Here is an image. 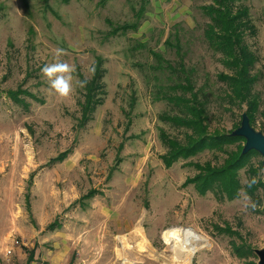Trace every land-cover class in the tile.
<instances>
[{"label": "rangeland", "instance_id": "obj_1", "mask_svg": "<svg viewBox=\"0 0 264 264\" xmlns=\"http://www.w3.org/2000/svg\"><path fill=\"white\" fill-rule=\"evenodd\" d=\"M210 4L0 0V264H28L31 258V264L117 262L120 238L138 223L158 260L172 253L163 234L182 228L206 243L191 264H259L255 251H264L262 156H251L238 171L234 199L219 183L203 195L191 180L199 168L223 167L245 141L222 151L207 148L170 168L163 161L168 148L161 131L182 143L193 135L162 119L180 112L169 96L190 97V91L177 89L187 78L208 106L204 126L210 136L232 134L248 108L226 99L220 76L233 71L205 39L209 20L202 8ZM245 5L255 28L246 33L245 43L257 58L252 74L259 97L250 125L264 135V0ZM135 24V30H122ZM57 49L64 50L58 59ZM154 54L166 63L159 64ZM97 58L104 72L102 89L95 92L100 105L82 123L86 92L77 82H91ZM56 62L75 70L66 99L41 74L46 64ZM64 153V161H53ZM252 177L258 183L248 187ZM246 202H255L256 210L245 209ZM108 245L112 255L103 252Z\"/></svg>", "mask_w": 264, "mask_h": 264}, {"label": "trees", "instance_id": "obj_2", "mask_svg": "<svg viewBox=\"0 0 264 264\" xmlns=\"http://www.w3.org/2000/svg\"><path fill=\"white\" fill-rule=\"evenodd\" d=\"M210 1V5L202 8V11L209 20L204 30V36L209 48L213 52L222 55L224 64L233 71L231 76H220V80L225 83L228 89L226 99L229 102L238 101L240 104L246 103L248 106L246 112L250 124L254 125L255 115L259 109V97L254 94L257 76L252 74L257 58L245 43L246 33L253 34L255 32L249 15L250 10L245 5V2L248 0ZM143 11L144 8L140 13L142 14ZM136 28L137 25L135 24L124 27L122 30H135ZM176 49L177 53H180L178 40ZM154 56L159 61V64L164 62L158 54H154ZM101 64H103L102 59L97 58L94 77L85 86L86 101L82 106V123L89 122L97 105H100V102L95 100V92L102 89L100 82L104 72L101 69ZM185 82L183 85L181 84L182 86L179 85L177 89L183 92L190 91L189 98L185 95H181V97L175 95L168 97L170 103L179 107V115L172 117L164 116L162 119L174 127L192 131L193 135H188L182 143L180 140L171 139L164 131H161L163 144L168 148L167 154L163 157L167 168H170L179 159L193 157L207 148L222 151L225 145L234 144L241 140L245 141L242 138L232 137L231 134L215 136L206 134L207 130L204 123L209 118L206 101L204 100L203 102L197 94L193 93L191 81L188 78ZM242 151L243 149L236 155H230L224 166L219 169H215L211 165L199 168L200 174L191 181L196 184L201 194L204 195L207 191L214 190V186L219 183L222 192L226 193L229 199H234L239 189V182L237 180L238 171L243 168V165L251 156L258 154L255 151H251L243 155ZM67 154L64 153L53 161H64L68 156ZM32 262L31 258L28 264Z\"/></svg>", "mask_w": 264, "mask_h": 264}, {"label": "bare ground", "instance_id": "obj_3", "mask_svg": "<svg viewBox=\"0 0 264 264\" xmlns=\"http://www.w3.org/2000/svg\"><path fill=\"white\" fill-rule=\"evenodd\" d=\"M133 228H136L135 231L131 232L128 236L121 237L119 240L121 248H118L114 253L117 256V262H108L106 264H118L119 260L124 261L123 264H160L161 261L164 262L163 264H191L193 258L206 248L205 241L195 231L174 228L163 234L165 244L172 247L171 257L158 260V258H155V254H153V245L148 240L141 224L138 223ZM101 244L103 245V243ZM106 246L105 248L103 247V252L105 255L106 253L112 255V251L109 250L110 246L108 245L107 248Z\"/></svg>", "mask_w": 264, "mask_h": 264}, {"label": "clouds", "instance_id": "obj_4", "mask_svg": "<svg viewBox=\"0 0 264 264\" xmlns=\"http://www.w3.org/2000/svg\"><path fill=\"white\" fill-rule=\"evenodd\" d=\"M64 54L63 49L56 50L57 59ZM74 68L68 64L67 62H56L51 64H46L41 69V74L45 77L50 85V88L55 91L56 94L62 99L68 98L72 93V81H73V73ZM79 87L83 88L86 86V81H78ZM258 180L256 177H252L248 182V187H252L257 184ZM246 201L249 198H245ZM245 209L249 207L252 210H256L257 204L255 202H246L244 205Z\"/></svg>", "mask_w": 264, "mask_h": 264}, {"label": "water", "instance_id": "obj_5", "mask_svg": "<svg viewBox=\"0 0 264 264\" xmlns=\"http://www.w3.org/2000/svg\"><path fill=\"white\" fill-rule=\"evenodd\" d=\"M232 137H238L245 140V145L242 151L243 155L248 154L251 151L257 152L263 158V168H264V135L262 133L256 132L250 125V120L245 112L242 115V122L240 127L232 132ZM255 254L259 258V264H264V251L256 250Z\"/></svg>", "mask_w": 264, "mask_h": 264}, {"label": "built area", "instance_id": "obj_6", "mask_svg": "<svg viewBox=\"0 0 264 264\" xmlns=\"http://www.w3.org/2000/svg\"><path fill=\"white\" fill-rule=\"evenodd\" d=\"M11 252H8V254L10 255Z\"/></svg>", "mask_w": 264, "mask_h": 264}]
</instances>
